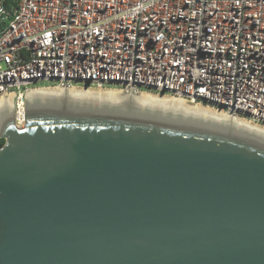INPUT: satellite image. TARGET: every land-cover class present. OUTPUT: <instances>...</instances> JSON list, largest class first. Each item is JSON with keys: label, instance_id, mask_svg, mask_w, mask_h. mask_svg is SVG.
<instances>
[{"label": "water", "instance_id": "water-1", "mask_svg": "<svg viewBox=\"0 0 264 264\" xmlns=\"http://www.w3.org/2000/svg\"><path fill=\"white\" fill-rule=\"evenodd\" d=\"M25 121L0 119V264H264V140L65 104Z\"/></svg>", "mask_w": 264, "mask_h": 264}, {"label": "built area", "instance_id": "built-area-1", "mask_svg": "<svg viewBox=\"0 0 264 264\" xmlns=\"http://www.w3.org/2000/svg\"><path fill=\"white\" fill-rule=\"evenodd\" d=\"M79 79L264 127V0H0V97L13 95L16 128L27 91L46 88L31 85Z\"/></svg>", "mask_w": 264, "mask_h": 264}, {"label": "bare ground", "instance_id": "bare-ground-1", "mask_svg": "<svg viewBox=\"0 0 264 264\" xmlns=\"http://www.w3.org/2000/svg\"><path fill=\"white\" fill-rule=\"evenodd\" d=\"M12 100L13 95L0 97V119L12 115ZM51 104L157 115L221 127L264 140V127L249 119L170 95L149 92L131 94L121 89L59 86L30 89L26 93V105Z\"/></svg>", "mask_w": 264, "mask_h": 264}, {"label": "rangeland", "instance_id": "rangeland-1", "mask_svg": "<svg viewBox=\"0 0 264 264\" xmlns=\"http://www.w3.org/2000/svg\"><path fill=\"white\" fill-rule=\"evenodd\" d=\"M52 86H54V84L53 83H51V82H40V83H37V84H35V85H31L29 88H32V87H52ZM83 85L82 84H80V85H78V87H82ZM85 86V85H84ZM107 88H109V89H119L118 87H107ZM144 92H149V93H153V94H155L154 92H151V91H144ZM168 95V94H167ZM205 105V104H204ZM207 105V104H206Z\"/></svg>", "mask_w": 264, "mask_h": 264}, {"label": "trees", "instance_id": "trees-1", "mask_svg": "<svg viewBox=\"0 0 264 264\" xmlns=\"http://www.w3.org/2000/svg\"><path fill=\"white\" fill-rule=\"evenodd\" d=\"M5 143V140L4 139H0V147H2Z\"/></svg>", "mask_w": 264, "mask_h": 264}]
</instances>
